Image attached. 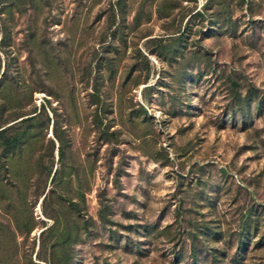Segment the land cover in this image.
<instances>
[{"label":"rangeland","instance_id":"rangeland-1","mask_svg":"<svg viewBox=\"0 0 264 264\" xmlns=\"http://www.w3.org/2000/svg\"><path fill=\"white\" fill-rule=\"evenodd\" d=\"M192 250L264 264V0H0V264Z\"/></svg>","mask_w":264,"mask_h":264},{"label":"trees","instance_id":"trees-1","mask_svg":"<svg viewBox=\"0 0 264 264\" xmlns=\"http://www.w3.org/2000/svg\"><path fill=\"white\" fill-rule=\"evenodd\" d=\"M3 132V131H1ZM193 238H197V235H194ZM191 257H192V261H193V264H197V261H198V255L197 253L195 252V250H192L191 252Z\"/></svg>","mask_w":264,"mask_h":264}]
</instances>
